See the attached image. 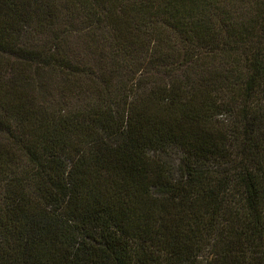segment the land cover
I'll use <instances>...</instances> for the list:
<instances>
[{"label": "trees", "instance_id": "16d2710c", "mask_svg": "<svg viewBox=\"0 0 264 264\" xmlns=\"http://www.w3.org/2000/svg\"><path fill=\"white\" fill-rule=\"evenodd\" d=\"M0 264H264V0H0Z\"/></svg>", "mask_w": 264, "mask_h": 264}]
</instances>
